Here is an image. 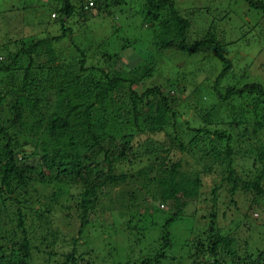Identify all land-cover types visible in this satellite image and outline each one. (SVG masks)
<instances>
[{"label": "rangeland", "instance_id": "obj_1", "mask_svg": "<svg viewBox=\"0 0 264 264\" xmlns=\"http://www.w3.org/2000/svg\"><path fill=\"white\" fill-rule=\"evenodd\" d=\"M79 1H74L78 7ZM85 1L84 10L87 7L89 13L77 15L73 10L71 17H62L65 36L50 43V50L45 46L36 47L27 79L35 80L37 88L33 94L40 99L46 114L51 111L50 107L45 108L48 96L64 104L69 99L68 104L76 106L71 122L77 121L73 118L91 104L90 130L98 137V143L86 127L77 126L81 131L79 139L85 142L77 147L78 158L82 166L91 170L92 183L103 181L105 174L125 173V180L107 181L97 189L98 198L93 207H88V222L78 233L81 211L77 194L83 185L76 183L75 175L80 168L69 163L63 165L65 172L71 173L70 177L60 176L61 179L53 181L51 188L58 186L59 196L49 202L52 208L48 213L49 230L55 235L47 231L52 244L45 249L53 253L49 256L46 250V253L34 251V259L40 264H86L85 259L91 264H138L144 258L149 260L148 264H212L214 257L208 253L209 239H212L210 226L215 236L232 239L231 248L245 260L239 264H245L246 254H252L255 259L257 252L264 249V102L259 101L254 107L255 94L222 102L219 92L226 85L242 87L251 82L264 87V14L249 7L245 0H172L179 14L189 21L187 43L209 32L221 43L219 53L230 62L231 68L215 83L223 62L215 56L214 46L193 54L169 48L160 50V38L172 35L161 25L170 14L167 4L150 11L145 18L140 9L143 0H119L120 3L108 7L109 13L98 11L99 15L95 2ZM61 2L0 0V46L7 42L9 49L16 51L18 44L14 42L21 36H24L22 41L30 39L33 33L34 39L49 40L61 34L59 25H51L57 21L59 15L52 13ZM23 65L26 66V61ZM141 65L150 69L132 87L134 91L141 93L145 87L158 85L163 94L177 99L169 104L173 114L167 112V119L157 132L150 131L142 119L135 124L127 94L125 99L129 105L125 111L115 100L116 90L108 91L102 99L95 96L97 89L92 88L86 95H79L77 89L82 85L81 90H85L88 79L93 80L92 86L105 85L106 74L113 75L114 70L123 69L130 72ZM22 73L23 69L17 75ZM61 80L70 82L67 88ZM7 82L8 79L0 81V93L10 89ZM128 85L124 83L122 88L127 89ZM13 103L12 96L4 99L1 114L4 119L13 118ZM208 109L213 111L206 113ZM36 118L30 115L27 124L22 125L27 140L34 141L42 135L34 125ZM215 130L225 134L217 137ZM124 144L131 147L129 151L120 149ZM22 145L28 153L39 149L34 147L38 144ZM226 145L231 148L228 155ZM259 153L263 157L258 161ZM162 159L163 164L178 160L182 176L198 177L196 195L185 201L179 216L168 226L164 224L174 211L171 202L166 200L161 204L151 196L157 187H152L151 178L147 179L144 174H159ZM234 178L236 187L231 191ZM248 180H256L261 192L245 188ZM41 188L45 191L39 189L38 197L50 194V187ZM127 190L133 191L134 198L128 196ZM1 192L4 199L0 197V255L5 262L12 256V243L22 234L17 225V204L5 190ZM40 204L43 203L20 205L23 226L37 239L46 233L40 231L37 213L42 209ZM12 231L16 234L10 235ZM72 237L77 238V243L74 259L70 260L66 253L73 247ZM200 249L203 251L199 252ZM217 254V264L232 261L233 256H225L224 245L218 247ZM80 255L85 259L81 260Z\"/></svg>", "mask_w": 264, "mask_h": 264}, {"label": "trees", "instance_id": "obj_2", "mask_svg": "<svg viewBox=\"0 0 264 264\" xmlns=\"http://www.w3.org/2000/svg\"><path fill=\"white\" fill-rule=\"evenodd\" d=\"M62 1L63 2H61V5L57 8V11L54 10L55 13H52L53 16L54 14L59 15L57 21L55 23L53 21V24H51L59 25L61 28V34L52 36L53 38L49 40H47L46 37L34 39V33L31 34L33 36H30V39L24 41H22L24 36H21L14 42L16 45L18 44V49L16 51L9 49L10 44L7 42L0 46V81H2V79H8L7 84L10 87L9 90L5 89L0 93V197L4 199L2 197L4 193L1 191L5 190L9 199L16 202L17 225L18 227H21L22 234L20 239L12 243L13 247L11 248V252L14 257L12 258V256H9V259L3 262L4 258L0 255V264H40L33 257L34 251L36 253L41 251L46 253L47 251L49 256L52 255L53 252L51 250L45 249L52 244V239L49 240L47 234V231L50 232L49 225L51 223L48 213L52 211L49 202L53 198L55 199L56 196H59L58 186L51 188L53 181L61 179L60 176L70 177L71 173L65 172L67 170L63 167V165L69 163L80 168L78 173L75 175L77 180L76 183L83 185V188H79L82 190H79L77 194L78 197H80L79 204L81 211L79 213L80 228L78 233H81V228L88 222L87 213L90 211L88 210V207H93L94 202L97 200V189H99V187L104 185L107 181L117 183V181L123 182L125 180V173L119 174L118 176L105 174L102 175V177H104L103 181L99 180L100 182L92 183L90 180L91 170L87 166H82V162L78 158L79 153L77 147L79 144H85V142L84 139H79L81 131L76 129L77 126L86 127L94 142L98 143V137L90 130L89 115L91 104L85 106L83 112L77 114V117L73 118V120L78 119L77 121L71 122L70 117L73 116L76 106L71 107L68 104L69 99H66L68 103L64 104L62 102H58L57 98L52 99L48 96V98H46L48 102L45 108L50 107L51 111L46 114L43 110V105L40 103V99L33 94L34 89L37 88L35 80L31 79L28 81L27 79L29 67L32 63V53L36 51V47L45 46V49L50 50V43L57 42L65 36V20H63L62 17H71L74 15L73 10L74 12H77V15H85L89 11L86 10L87 7L84 10L85 4H83V2L85 0L79 1V7L77 5L78 3L74 2L75 0ZM93 1L95 2V7L97 8V10H95L97 15H99L98 11L105 14L109 13L107 9L110 5H115L121 2L119 0ZM245 1L249 7L259 9L261 13L264 14V0H259L257 2L252 0ZM107 2L110 4H107ZM166 4L170 9V14L162 20L161 25L167 34L171 33L172 35H170L171 38H160V50H166L169 48L175 51L193 54L199 49L211 47V45L214 46L215 56L223 62V68L215 77V83H217L224 73L231 68V64L220 55L218 47L221 46V43L216 39L214 33L209 32L205 35V37L191 43H187L185 38L189 21L179 14L180 12L174 7L172 0H143L142 7L144 5L146 11L144 10V12L142 7L140 9L142 15L145 17L147 16L146 14H150V11L159 10ZM95 7L93 8L95 9ZM77 8H80L81 11H78ZM15 15L17 14L15 13ZM105 55L108 56L107 54ZM25 61L26 66L24 67L23 63ZM21 69H23V73L21 76H18L17 72ZM149 69V66L141 65L134 67V69L130 70V72L124 69L120 71L114 70L113 75L108 76V74H106L108 82L105 85L100 84L92 86L93 80L88 79L87 82L91 84V86L88 85V83H84L87 86L85 90H81L82 85H79L77 89H79V95L89 94L92 91V88L97 89L98 91L95 93V96L101 97L102 99H104L108 91L116 90L114 97H116L115 100L121 104L120 108L122 107L123 110L126 109L125 111H127L128 105H131L135 124H137L139 119H142V122L148 126L150 131L157 132L161 130V127L166 121L167 112H171L173 114V110L169 104L174 103L177 99L172 95L163 94L161 90L162 88L158 85L145 87L141 93L134 91L132 87L139 84L140 79L148 74ZM8 73L10 75H8ZM18 79H20V81H17ZM61 81L63 82L62 84L65 88H67L70 84V82L64 80ZM124 83H129L127 89L122 88ZM65 88L59 89L63 91ZM126 94L128 96L129 104L125 99ZM252 94L256 95L254 97V107L259 103V101L261 103L264 102V87L257 82L247 83L242 87H237L236 85H226L223 92H219V98L223 102L231 97L244 98V96H250ZM7 96H12L14 98V103L11 108L13 118L11 119H4L1 116L4 108L3 101ZM65 96H67V94ZM141 108L144 109L142 110ZM212 111L213 110L208 109L206 113H211ZM30 115L32 117H37L34 125L40 129L42 133V135L39 137L37 136L34 141L31 139L27 140V133L22 131V125L27 124V118ZM262 119L264 120V117H262ZM214 132L217 134V137L220 138H222L225 134L223 131L218 132L215 130ZM35 135L36 133H34V136ZM226 138L229 139V136H226ZM22 144H38L34 147L35 149L39 147V149L28 153L23 150ZM179 147L181 148L182 145L179 144ZM99 148L103 149L101 145ZM130 148L131 147L128 144H124L120 149L129 151ZM225 153L227 155L231 153L229 145H226ZM261 157H263V153H259L256 160L258 159L259 161ZM106 158H108V156ZM67 159L69 161H67ZM168 161L169 163L163 164V159L160 160V169L157 171L159 174L155 173L150 176L148 173L143 172L147 175V179L151 178L152 187L153 185L157 187V190L151 193V196L154 199H157L161 204L166 200L170 201V206L174 209L170 217L165 221V226H168L179 216L185 201L196 195L198 186V177L191 179L189 176L185 177L180 174L178 171L180 161ZM138 173H140V171ZM131 176H133V174H131ZM97 177H100V175ZM233 180L231 191L236 187L235 178ZM88 182L91 185H87ZM40 186L44 189L50 187V194H48V196L43 194L38 197L39 189H42ZM244 187L247 189L252 188L257 193L261 192V188L256 180H248ZM126 192L128 193V196L134 198L132 190H127ZM41 197L43 199H41ZM145 198L143 197V199ZM53 201L57 203V201ZM33 202L43 203L40 204L42 209H40L37 213L40 221L39 225H41L40 231L45 230L46 233H43L40 239H37L32 231L27 230L23 226L22 213L20 211V205L21 207H29ZM126 207L127 206H123V208ZM209 232L210 235H212V239H209L210 243L208 246V253L214 257L211 261L212 264L218 263L217 252L218 247H221V245L225 246V256H233L230 264H239V261H245L243 257L237 256L234 249L231 248L232 239L220 235L215 236L211 226L209 227ZM50 233H52L54 237L55 234L53 232ZM12 234L15 235L16 232L12 231L10 235ZM70 241L73 247L66 253V257L72 260L74 259V253L76 251L74 245L77 243V238L72 237ZM201 251L203 250L200 249L199 252ZM84 253L87 255V252ZM81 255L80 259H85L84 256L82 257ZM245 256L247 260L245 264H254V262H259L264 259V249L257 252V257L255 259H253L252 254H246ZM248 256L251 258L250 263H248ZM234 257L236 262L234 261ZM85 260L86 264H91L90 261L87 259ZM221 260L224 261V259ZM148 261V259L144 258L138 264H148ZM261 263L264 264V261ZM63 264L67 263L63 262Z\"/></svg>", "mask_w": 264, "mask_h": 264}]
</instances>
